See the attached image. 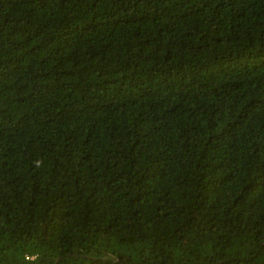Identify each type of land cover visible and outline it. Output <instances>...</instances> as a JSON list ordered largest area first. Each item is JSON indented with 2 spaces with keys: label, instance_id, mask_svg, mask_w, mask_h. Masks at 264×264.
<instances>
[{
  "label": "trees",
  "instance_id": "obj_1",
  "mask_svg": "<svg viewBox=\"0 0 264 264\" xmlns=\"http://www.w3.org/2000/svg\"><path fill=\"white\" fill-rule=\"evenodd\" d=\"M0 264H264V0H0Z\"/></svg>",
  "mask_w": 264,
  "mask_h": 264
}]
</instances>
